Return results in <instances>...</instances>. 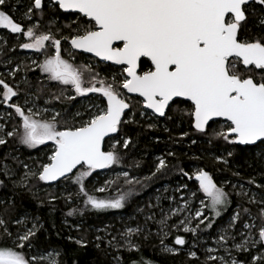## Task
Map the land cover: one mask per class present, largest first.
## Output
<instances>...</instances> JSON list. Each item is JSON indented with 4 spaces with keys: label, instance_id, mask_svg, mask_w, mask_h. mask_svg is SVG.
Masks as SVG:
<instances>
[{
    "label": "snow or ice",
    "instance_id": "snow-or-ice-1",
    "mask_svg": "<svg viewBox=\"0 0 264 264\" xmlns=\"http://www.w3.org/2000/svg\"><path fill=\"white\" fill-rule=\"evenodd\" d=\"M48 4L55 6L57 13L73 17L71 23L54 31L53 19L45 28L42 21L46 4L44 0H31L22 14L31 23L22 24L5 10L11 7L15 11L11 0H0V29L17 34V38L23 37L21 49L43 56L42 60H32L35 67L17 66L8 73L15 80L21 71H38L35 84L27 76L15 86L0 78V105L12 109L17 118L10 130L0 124V145L14 139L28 150L44 152L43 157L33 159L30 151L31 162L18 155L6 154L0 158V189L11 185L12 191V196L0 198V264H62L57 258L58 250L40 249L35 243L37 233L43 228L40 218L13 215L17 207L15 197L27 194L39 199L38 185L50 188L53 182L70 181L77 186V191L68 193L66 202L75 195L83 197L86 209L96 212L126 208L134 188L119 190L114 197L98 198L89 193L85 180L98 169L122 165L124 153L120 149L129 150L133 141L131 137L113 134L122 133L125 125L136 123L137 112L141 118L165 119H172L169 112H175L180 117H188L190 127L210 140L238 146L258 142L264 145V34L241 35L247 29L249 10L254 15V6H259L264 12V0H48ZM258 26L264 27V18L258 21ZM65 29L68 34H64ZM62 41L69 47H62ZM78 53H89L100 61L110 62L107 76H101L91 63L78 64ZM49 85L58 91L51 92L44 100L51 107H41L36 101ZM22 92L23 103H19ZM89 94H98L99 102L89 97L91 103L80 107L73 104L72 110L53 104V101L59 104L75 101ZM5 117L13 119V114L6 112L0 119ZM187 135V132L182 134ZM41 146L48 150L44 151ZM173 155V152L167 153V156ZM227 155L232 156V152ZM217 159L228 164L227 159ZM167 168L166 158L157 157L152 176ZM122 175L128 184L140 183L129 179L127 171ZM183 175L189 173L183 172ZM193 175L198 191L207 201L201 199L202 208L213 213V217L198 208L194 216L170 224L172 216L188 210L185 202L168 212L161 209L159 220L154 213L144 214L143 224L137 222L133 226L124 222V227L115 235L105 230L104 236L95 237L96 249L108 255V249L116 252L112 257L115 264H122L121 252L138 254V259H132L130 264H156L142 255L140 242H149L154 235L159 241L154 247L160 253L179 256L185 252L186 264H264V196L257 199V194L249 195L243 184H233L234 190L239 189L237 196L248 197V203L261 207L253 216L249 208L237 204V211L227 226L214 238L215 246H208L200 243L199 232L211 229L214 218L220 217L231 205L230 194L217 185L208 171L198 168ZM233 175L239 176V173ZM112 183L107 181L109 185ZM247 183L254 184L255 179ZM255 186L264 188L261 184ZM106 190V187L95 189ZM48 196L49 204L57 199L51 193ZM241 209L249 220L237 230V223L242 219ZM77 211L72 209L67 216ZM138 211L144 213L143 209ZM193 218L197 223L190 227ZM149 221L157 226L155 234ZM181 228L196 237L189 247L185 248L189 242L182 235H175L171 245L165 242L173 229L180 231ZM75 243L87 247L88 241L81 237ZM197 247L203 249V259L194 250ZM234 253L251 255L248 260H240Z\"/></svg>",
    "mask_w": 264,
    "mask_h": 264
},
{
    "label": "trees",
    "instance_id": "trees-1",
    "mask_svg": "<svg viewBox=\"0 0 264 264\" xmlns=\"http://www.w3.org/2000/svg\"><path fill=\"white\" fill-rule=\"evenodd\" d=\"M30 2L31 0H11V3L15 5V11L13 12L11 7L5 10L13 15L18 22L29 24L31 21L25 20L22 14L27 10ZM45 4V19L42 21L45 28L48 27V21L53 19L55 20L53 25L54 31L56 27H62L64 24L71 23L73 17L65 13H57L55 6L48 4V1ZM254 7L255 14L252 15V10H249L247 29L241 33L242 36L264 34V27L258 26V21L264 18V12L261 11L259 6ZM33 19L36 20L38 17H33ZM64 34H68V29L64 30ZM22 39L17 38L15 34L0 29V74H3L0 78H5L13 86L25 76L35 84L36 77L39 75L38 71H21L17 73L15 80H13V78L4 74L5 69H13V65L17 60L20 61L19 66L32 65L28 59L26 60L22 57L23 54L28 53L19 47V44L23 42ZM62 47H69V45L62 41ZM37 56L40 57L41 55L38 53ZM76 62L84 64L89 61L84 55L78 54ZM95 66L101 76H105L104 73L108 74L110 71L109 66L102 64H96ZM32 67L35 66L32 65ZM45 83L48 82L45 81ZM32 91H35V89H32ZM55 91H58L57 88L49 85V88L45 89V92L36 103L42 107H51L52 105H45L44 100L50 96L51 92ZM22 97L23 92L21 93V99L17 102L23 103ZM89 97L96 99L98 95L77 97L75 101H64L63 104L53 101V104L57 108L68 107L72 110L71 106L73 104L80 107L81 105L87 106L91 103L92 101ZM84 101H86V104H84ZM96 102L98 103L99 99H96ZM3 109L7 108L4 105H0V112ZM8 111L13 114V119L6 118L2 119L1 122H5L7 129L10 130L17 118H15L12 109ZM169 115L172 116V119L155 118V124H153L151 121L140 118L139 112H137L135 117L136 123L125 125L122 133L116 134V136L131 137L133 141L129 150L120 149L124 153L122 165H114L110 169H98L85 180L89 193L98 198L114 197L118 194L119 190L134 188V195L129 199L125 209L96 212L90 208L86 209L83 197L78 198L75 195L72 196L70 201L66 202L65 197L68 193H75L77 191V186L70 181L58 182L50 188L47 185H38L39 199H32L27 194H24L22 197H15L17 207L16 213L13 215L27 214L30 218H40L39 222L43 225V228L37 233L35 240L38 248L58 250L60 256L57 258L62 261V264H74V262L75 264H114L112 257L117 255V253L108 249L107 252L110 253L108 255L104 251L96 249L95 237L97 235L104 236L105 230L115 235L117 230H121L124 227V222L131 223L133 226L137 222L143 224L144 214L154 213L155 219L159 220L162 215L161 209L164 212L168 210L170 196L168 190L170 188L175 187L177 184H183L190 190L198 189V185L192 177L193 170L198 168L208 171L213 176L217 185L224 187L225 191L230 194L231 200V205L222 211L221 216L214 218L212 228L199 232L200 239L204 237L211 239L217 236L218 230L225 227L233 213L237 211V204L242 205L243 208H249L253 216L257 215L260 206L248 203V197L237 196L236 192L239 189L234 190L232 185L237 183L243 184L244 188L255 189L264 195V188H257L255 186L256 184L264 185V152L261 151L264 149V145L258 144L253 147L243 148L238 145L228 144L222 140H210L209 137L197 133L190 127L188 117H180L175 112H169ZM149 125H154V127H149ZM219 126L213 125L216 128ZM184 132H187L188 135L182 136ZM193 140L196 143H192ZM41 147L44 148V151L48 150V147ZM108 147L109 143L107 140L105 149ZM30 151L33 159L44 156L43 151L28 150L17 144L14 139H9L6 145H0V158L6 154L11 156L18 155L21 159L31 162L29 160ZM229 151L232 152V156L227 155ZM168 152H173L175 155L167 156ZM209 153H215L216 155L226 153L228 164L225 165L217 161L214 156H208L207 154ZM161 156L166 158L168 168L152 176L157 163V157ZM8 163H11V160ZM124 171L128 172L129 179L133 181L139 180L140 183H126L122 175ZM183 172H188L189 175L185 176ZM233 173H239V176L233 175ZM252 178L255 179V183H247ZM109 180L114 181V183L107 184ZM56 185L59 186L57 187ZM99 187H106L107 190L105 192L95 191ZM165 188L169 189L163 194ZM10 189L11 185L7 189H0V198L12 196ZM48 193L57 197L52 204L48 203ZM158 197L159 201L157 200ZM198 198H204V194L202 192L198 193ZM41 201L44 202L41 203ZM157 204H159L158 207L156 206ZM149 205H152V207H149ZM72 209H77V213L73 216H67V212ZM138 209H143L144 213H140ZM240 211L242 219L237 223V229L241 228L243 222L249 220L242 209ZM129 217H134L135 219L130 220ZM178 221V217H171L169 223L176 224ZM148 223L152 233L155 234L157 231L156 224L153 221H149ZM256 224L259 225L258 219L256 220ZM28 225L31 226V220H29ZM200 228L203 229L204 225H200ZM175 235L186 237L189 243L185 245V248L189 247L196 239L191 233H184L182 229L180 231L173 229L171 236L165 242L171 245ZM253 235H255V230H253ZM69 237H72V239L70 240ZM81 237L87 239V247H81L75 243V240ZM140 242L143 245L141 249L142 255L155 261L156 264H186L187 262L185 252H181L179 256L160 253L158 248L154 247V245L159 244L154 235L149 242L142 240ZM103 247L104 245H101V248ZM196 251L201 259H203V250ZM235 254L240 260H248L251 255V253ZM120 255L123 256L122 264H130L132 259H138V254L135 252H121Z\"/></svg>",
    "mask_w": 264,
    "mask_h": 264
},
{
    "label": "rangeland",
    "instance_id": "rangeland-1",
    "mask_svg": "<svg viewBox=\"0 0 264 264\" xmlns=\"http://www.w3.org/2000/svg\"><path fill=\"white\" fill-rule=\"evenodd\" d=\"M2 30H5V29H2ZM5 31H7V32H9L8 30H5ZM10 33V32H9ZM16 36H17V34H15ZM21 39L23 38V37H20ZM23 40V39H22ZM23 51H25V52H28V53H25V54H23L22 55V57L24 58V59H28L29 61H30V63L32 64V60L33 59H40V60H42L43 59V56L41 55L40 57L39 56H37L38 55V53H35L34 51H32V50H25V49H22ZM19 60H17V62L13 65V69L14 68H16L17 66H19ZM34 66V65H33ZM9 71H11V70H8V69H5L4 70V74L6 75V76H8L7 74L9 73ZM88 102H90V101H88ZM84 104H86V101H84ZM42 107V106H41ZM8 110H10L9 108H7V109H3V110H1V112H0V117H4L5 116V113L6 112H9ZM141 118V117H140ZM156 117L155 116H148V117H143L142 119H145V120H147V121H151V122H153V124H155V121H154V119H155ZM4 119H6V117L4 118ZM1 120L2 119H0V124H3V125H5V127H6V123L5 122H1ZM7 128V127H6ZM208 156H214L215 157V159L218 161V157H222V158H224V159H226V153H222V155H216L215 153H209V154H207ZM224 155V156H223ZM260 155V154H259ZM264 158V157H263ZM196 170L197 169H194L193 170V173H192V177L194 178V173L196 172ZM196 182V181H195ZM197 183V182H196ZM197 185H198V183H197ZM100 188V187H99ZM169 188H165L164 190H163V194H165V192H167V190H168ZM245 189H247V190H249V195H251L252 193H256L257 194V199H259L260 197H262V196H264L262 193H259L257 190H255V189H251V188H249V187H246ZM169 192H170V196H169V207H168V210L170 209V208H176V207H178V206H180V207H182L184 204H185V202H187L188 203V210H185V211H183V212H181V213H179L178 215H176V216H172V218L173 217H178L179 218V220L180 219H184V218H186V217H188L189 215H193L194 216V213H195V211H196V209H202L204 212H205V214L207 215V216H209V217H211V216H214V214L213 213H211L210 211H208L206 208H202V205H201V199H199L198 198V193H200V191H198V189L197 190H190L188 187H186L185 185H183V184H177L175 187H173V188H170V190H168ZM196 193V195L194 196L193 195V193ZM183 198V199H182ZM202 199H205V202H207L206 201V198L204 197V198H202ZM259 205V204H258ZM260 207H261V205H259ZM168 210H167V212H168ZM230 220V219H229ZM229 220H228V222H229ZM250 222V221H249ZM29 223V222H28ZM178 223H179V221H178ZM178 223H176V224H178ZM196 223H197V221L193 218L192 219V221H191V225H190V227H195L196 226ZM228 224V223H227ZM29 226V225H28ZM227 226V225H226ZM225 226V227H226ZM30 227V226H29ZM182 229V228H181ZM241 229V228H240ZM240 229H237V230H240ZM219 231H220V229L218 230V232H217V235H218V233H219ZM216 237V236H215ZM215 237H213V238H211V239H208L207 237H204V238H201L200 239V243H202V244H204V243H206L208 246H215L214 245V242H213V240H214V238ZM238 239H239V237H238ZM194 250H203L201 247H197L196 249H194ZM234 255H236L235 253H234ZM114 264H115V261H114Z\"/></svg>",
    "mask_w": 264,
    "mask_h": 264
},
{
    "label": "flooded vegetation",
    "instance_id": "flooded-vegetation-1",
    "mask_svg": "<svg viewBox=\"0 0 264 264\" xmlns=\"http://www.w3.org/2000/svg\"><path fill=\"white\" fill-rule=\"evenodd\" d=\"M79 54V53H78ZM84 55V54H82ZM87 60L89 61L88 63H91L93 65H96V64H102V65H105V66H109L110 67V63H107V62H103V61H99L98 59L94 58V57H91V56H87V55H84ZM111 67H118V66H111ZM104 73V72H103ZM105 76H107V74L104 73ZM110 78V77H109ZM91 95H98V94H91ZM157 118V117H156ZM157 119H162V118H157Z\"/></svg>",
    "mask_w": 264,
    "mask_h": 264
},
{
    "label": "water",
    "instance_id": "water-1",
    "mask_svg": "<svg viewBox=\"0 0 264 264\" xmlns=\"http://www.w3.org/2000/svg\"><path fill=\"white\" fill-rule=\"evenodd\" d=\"M46 1H48V0H44V2H46ZM66 14V13H65ZM79 54H84V55H87V56H91V57H93L92 56V54H89V53H79ZM94 58H96V57H94ZM96 59H98L99 60V58H96ZM100 61V60H99ZM107 63H110V62H107ZM89 95H91V94H89ZM150 111V110H149ZM160 118H163V117H160ZM113 135H116V134H113ZM108 140V138H106V141ZM258 144H260V142H258L257 143V145ZM253 146H256V145H249V146H240V147H243V148H245V147H253ZM104 147H105V145H104ZM75 171V170H74ZM59 182V181H58ZM58 182H53V184H56V183H58Z\"/></svg>",
    "mask_w": 264,
    "mask_h": 264
}]
</instances>
